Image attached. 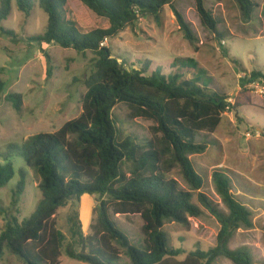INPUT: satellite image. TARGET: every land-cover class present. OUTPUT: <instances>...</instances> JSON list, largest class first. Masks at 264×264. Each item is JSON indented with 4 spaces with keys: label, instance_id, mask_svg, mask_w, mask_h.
Segmentation results:
<instances>
[{
    "label": "trees",
    "instance_id": "trees-1",
    "mask_svg": "<svg viewBox=\"0 0 264 264\" xmlns=\"http://www.w3.org/2000/svg\"><path fill=\"white\" fill-rule=\"evenodd\" d=\"M175 1L79 0L91 13L107 20L106 26L90 29L72 11L71 0H38L48 23L45 33L31 41L41 46L43 57H48L44 47L52 45L81 55L90 52L95 56L94 69L85 81L87 92L79 117L55 133L32 136L21 149L11 146V151L2 156L5 163L0 164V189L15 176L10 161L14 153L38 177L41 200L35 212L22 222L14 214L7 216L0 207V215L6 216L5 229L0 234V260L9 254L22 264H59L65 253L68 258L85 264H118L122 251L131 264H215L220 258L233 264H253L247 248H230L238 230L252 228L251 214L233 195L231 179L219 170L212 176L225 212L199 192L204 181L190 159L207 150L206 144L197 141L198 134L215 130L222 115L235 108L236 103L231 104L228 96L209 89L207 73L194 58L175 59L169 76L161 68L148 75L150 61L143 69L128 70L113 57L110 48L101 46L125 29L135 27L141 18L151 17L160 25L165 8L170 7L180 30L196 49L197 38L175 9ZM235 1L243 21H250L255 3ZM13 2L26 16L35 7V0H2L0 23L10 16ZM195 2L201 24L221 43L218 20L206 8L204 0ZM0 31L14 36L4 28ZM244 82H264V71H252ZM5 90L6 84L0 79V93ZM6 100L20 110L21 95L7 94ZM120 104L130 109L132 118L152 121L157 139L142 145L131 137L121 138L113 118V111ZM176 168L188 190L168 177ZM20 177L13 208L18 206L26 188L25 169L20 170ZM196 192L201 207L194 203ZM84 195L101 198L93 211L90 235H84L76 210ZM69 205L72 209L68 216V240L57 228L55 219ZM202 208L220 225L216 247L192 251L179 261L184 252L170 246L164 227L167 223L188 226L190 218L203 215ZM110 211L115 215L141 217L143 249L120 230Z\"/></svg>",
    "mask_w": 264,
    "mask_h": 264
},
{
    "label": "rangeland",
    "instance_id": "rangeland-1",
    "mask_svg": "<svg viewBox=\"0 0 264 264\" xmlns=\"http://www.w3.org/2000/svg\"><path fill=\"white\" fill-rule=\"evenodd\" d=\"M252 1L256 5L255 11L250 21L244 22L235 0H204L206 8L219 22V32L223 36L221 43L201 24L195 0H176L175 9L197 38L196 49L180 30L170 7L165 8L160 25L151 17L141 18L135 27L107 40L106 47L128 70L143 69L150 61L148 75L161 68L163 74L169 76L173 73L171 65L175 59L194 58L207 73L209 89L228 96L234 105L236 103L235 108L222 115L215 130L198 134L197 141L206 144L207 150L190 159L204 181L199 192L225 212L227 210L215 192L212 176L219 170L231 179L232 193L249 210L252 228L238 230L230 248H247L253 264H264V82H244L252 71H264V0ZM70 7L87 28L107 25L106 19L98 18L79 0H71ZM47 23L48 16L39 7L38 0H35L29 16L20 12L13 2L10 16L0 23V30L4 28L14 33L10 37L0 31V79L6 84L5 92L0 93V164L5 163L2 156L11 151V146L21 149L32 136L55 133L82 113V99L87 92L85 81L94 69L95 56L90 52L81 55L72 49L52 45L44 47L48 57H43L41 46L31 39L43 35ZM186 76L191 77V74ZM7 94L22 96L20 110L6 100ZM113 118L121 138L131 137L142 145L157 139L152 130L154 123L132 118L125 104L114 109ZM10 161L15 176L0 189V207L6 210L7 216L14 214L22 222L35 212L41 200L39 179L20 156L13 153ZM21 169L27 171L26 188L18 206L13 208L11 204L20 182ZM168 177L188 190L178 168L173 169ZM199 192L194 198L198 206ZM100 201V197L84 195L76 206L84 235L91 234L93 211ZM71 209L72 205L61 209L55 219L57 228L66 234L68 240ZM202 210L203 215L190 218L188 226L167 223L164 227L170 246L184 252L179 261L185 260L192 251H209L216 247L220 225L209 212ZM110 216L132 243L143 249L145 236L141 217L115 215L112 211ZM5 225L6 216L0 215V234ZM0 264L22 263L6 254ZM59 264L85 263L72 260L63 253ZM118 264H131L122 251ZM215 264L233 263L220 258Z\"/></svg>",
    "mask_w": 264,
    "mask_h": 264
},
{
    "label": "built area",
    "instance_id": "built-area-1",
    "mask_svg": "<svg viewBox=\"0 0 264 264\" xmlns=\"http://www.w3.org/2000/svg\"><path fill=\"white\" fill-rule=\"evenodd\" d=\"M102 47H106L107 46V40L101 44ZM231 104H233V101H229Z\"/></svg>",
    "mask_w": 264,
    "mask_h": 264
},
{
    "label": "crops",
    "instance_id": "crops-1",
    "mask_svg": "<svg viewBox=\"0 0 264 264\" xmlns=\"http://www.w3.org/2000/svg\"><path fill=\"white\" fill-rule=\"evenodd\" d=\"M83 228H84V226H83Z\"/></svg>",
    "mask_w": 264,
    "mask_h": 264
}]
</instances>
